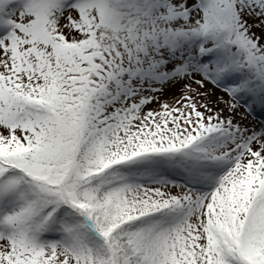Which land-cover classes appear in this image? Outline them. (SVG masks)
Masks as SVG:
<instances>
[{"label":"snow or ice","instance_id":"1","mask_svg":"<svg viewBox=\"0 0 264 264\" xmlns=\"http://www.w3.org/2000/svg\"><path fill=\"white\" fill-rule=\"evenodd\" d=\"M0 264H264V0H0Z\"/></svg>","mask_w":264,"mask_h":264},{"label":"rangeland","instance_id":"2","mask_svg":"<svg viewBox=\"0 0 264 264\" xmlns=\"http://www.w3.org/2000/svg\"><path fill=\"white\" fill-rule=\"evenodd\" d=\"M178 91V85L177 86H167L164 89V92L161 93L162 97L169 96L170 94H175Z\"/></svg>","mask_w":264,"mask_h":264}]
</instances>
